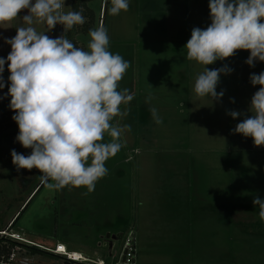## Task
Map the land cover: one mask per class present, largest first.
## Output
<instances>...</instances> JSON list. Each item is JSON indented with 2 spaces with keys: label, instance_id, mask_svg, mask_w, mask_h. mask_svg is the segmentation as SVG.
I'll use <instances>...</instances> for the list:
<instances>
[{
  "label": "rangeland",
  "instance_id": "obj_1",
  "mask_svg": "<svg viewBox=\"0 0 264 264\" xmlns=\"http://www.w3.org/2000/svg\"><path fill=\"white\" fill-rule=\"evenodd\" d=\"M104 2H92V29L103 24L109 50L130 62L119 90L127 88L134 98L121 105L128 114L113 121L130 126L122 135L124 147L106 161L108 174L95 191L85 195L84 187L54 190L44 184L32 195L41 184L40 171H17L11 156L13 149L25 156L32 150L16 140L18 124L6 129L0 145V228L19 211L9 232L47 246L62 242L100 264H264V221L253 203L256 196L264 200V146L234 132L253 115L251 99L261 86H253L250 76L264 72V62L251 67L245 63L250 51L239 50L208 65L209 70L228 65L233 71L221 74L216 89L224 92L221 100L201 98L194 85L205 66L186 60L185 45L193 28L210 25L209 0H129V10L119 15L109 14L108 0L105 17ZM65 6L72 11L71 0ZM27 14L22 10L19 15ZM21 25L22 19L0 25L5 60L11 45L4 38L15 37ZM88 33L78 39L85 51ZM45 34L57 38L64 26ZM2 75L6 86L0 97L6 98L0 99V119L1 104L10 96L8 63ZM233 110L241 115L234 119L228 114ZM110 140L105 135L104 141ZM23 251L19 259L27 264H66L62 258ZM88 263L94 264H73Z\"/></svg>",
  "mask_w": 264,
  "mask_h": 264
},
{
  "label": "clouds",
  "instance_id": "obj_2",
  "mask_svg": "<svg viewBox=\"0 0 264 264\" xmlns=\"http://www.w3.org/2000/svg\"><path fill=\"white\" fill-rule=\"evenodd\" d=\"M65 8V0H0V25L23 21L15 37L4 38L11 52L6 60L0 57V89L6 86L2 74L8 63L9 107L19 127L16 140L32 150L28 156L11 150L17 171L36 168L47 188L84 187L87 195L108 174L106 161L124 147L122 135L130 126L113 121L128 114L121 105L134 98L127 88L119 90L130 62L109 50L103 24L89 30V51L77 47L67 33L83 26L86 18L82 10ZM209 8L211 23L206 29L193 28L185 45L186 60L205 66L195 79V93L218 101L224 96L216 90L221 74L229 75L233 69L224 65L209 70L208 65L233 57L239 50L250 51L245 63L251 67L257 60L264 62V0H209ZM22 10L28 14L21 18ZM128 10L129 0H111L108 12L119 15ZM57 24L64 26V34L50 38L45 33ZM36 25L46 30L38 31ZM250 82L261 86L251 99L253 115L238 123L234 132L252 137L259 147L264 146V72L253 73ZM151 99L149 94L145 102ZM149 111L161 124L158 110L151 107ZM228 114L234 119L241 115L235 110ZM105 135L111 137L110 142L104 141ZM253 203L264 221V200L256 196Z\"/></svg>",
  "mask_w": 264,
  "mask_h": 264
},
{
  "label": "trees",
  "instance_id": "obj_3",
  "mask_svg": "<svg viewBox=\"0 0 264 264\" xmlns=\"http://www.w3.org/2000/svg\"><path fill=\"white\" fill-rule=\"evenodd\" d=\"M92 2H93V0H71V9L72 10H75V11H81L82 10V14L86 18V23L83 26L77 25L71 31H69L67 33V37L70 40H72V42L77 47H79L78 46V39L81 37L82 33L89 32V30L92 29V27L94 25L95 13H94L93 7H91L92 6ZM104 6H105V11H103V14H104V17H105V14H106L105 13L106 12V6H107V4L105 5V2H104ZM10 101H11V97L9 96L8 101L6 103H4V104L3 103L1 104L2 105L1 107H2L3 118L0 119V145L2 143V136H3L4 132H5V130L6 129H9V128H12V127H15L17 125V123L12 119V117H13V115H15V113L9 107ZM43 186H44V184L42 182L39 185V187H37V185H36L31 190L32 195L36 191L38 192L40 189H42ZM27 202L28 201H26L25 204ZM25 204L23 206H25ZM18 213H19V211H18ZM18 218L19 217H17L16 219H14L13 226L16 224ZM5 228H0V230L2 231ZM125 239L123 240V243L125 242ZM17 244H18L17 241H14V240L8 239V238H3V237L0 236V260L1 259L6 260L7 257L9 256V254L11 253L12 248H14ZM25 247L27 248V250L32 255L39 254V255H42V256H45V257H48V258H61V256L56 255V254L51 253V252H48V251H46L44 249H41V248H39L37 246L25 245ZM115 260H116L115 261V263H116L117 262V257H116Z\"/></svg>",
  "mask_w": 264,
  "mask_h": 264
},
{
  "label": "built area",
  "instance_id": "obj_4",
  "mask_svg": "<svg viewBox=\"0 0 264 264\" xmlns=\"http://www.w3.org/2000/svg\"><path fill=\"white\" fill-rule=\"evenodd\" d=\"M13 221L14 220L10 221V223L8 224V226L4 230H2V231L0 230V235H1V237H3V235L9 236L12 238V240L14 239V241L16 240L19 242L14 248H12L11 253L9 254V256L7 257L6 260H4V259L0 260V264H27V262L25 261L26 259H24V258L19 259V254H20L21 250H24L23 252H25L27 249L25 247V245L22 243H25L26 245L28 244L30 246H37V247L44 249L48 252L59 255L63 259L64 263H66V262H70V263L93 262L94 264H100V263H97L96 261H94L93 259H90L87 256H84L81 252L67 250V248L64 244L57 243L54 247L50 248V247L42 246V245H40L34 241H31V240L24 238L21 235V233L18 231L9 232L10 229L12 230ZM127 246L130 247V244H127ZM76 254H79V255L75 256ZM79 256L82 258H78ZM83 259H86V260H83Z\"/></svg>",
  "mask_w": 264,
  "mask_h": 264
},
{
  "label": "crops",
  "instance_id": "obj_5",
  "mask_svg": "<svg viewBox=\"0 0 264 264\" xmlns=\"http://www.w3.org/2000/svg\"><path fill=\"white\" fill-rule=\"evenodd\" d=\"M17 215H18V212L15 214V216L12 218V220H14L15 217H16ZM12 220H10V221H12ZM9 223H10V222H9ZM9 223H8V224H9ZM7 226H8V225H7ZM7 226H6V227H7ZM20 233H21V232H20ZM21 235H22V233H21ZM34 242H35V241H34ZM36 243H37V242H36ZM58 243L64 244V243H62V242H58ZM38 244H39V243H38ZM40 245H42V244H40ZM64 245H65V244H64ZM42 246H46V247H50V248H52L53 245H52V246L42 245ZM54 246H55V245H54ZM54 246H53V247H54ZM65 246H66V245H65ZM66 248H67V250H69L67 246H66ZM73 251H74V250H73ZM83 255H84V254H83ZM84 256H85V255H84Z\"/></svg>",
  "mask_w": 264,
  "mask_h": 264
},
{
  "label": "flooded vegetation",
  "instance_id": "obj_6",
  "mask_svg": "<svg viewBox=\"0 0 264 264\" xmlns=\"http://www.w3.org/2000/svg\"><path fill=\"white\" fill-rule=\"evenodd\" d=\"M123 261H126V258H127V254H128V251H127V249H125L124 251H123Z\"/></svg>",
  "mask_w": 264,
  "mask_h": 264
},
{
  "label": "bare ground",
  "instance_id": "obj_7",
  "mask_svg": "<svg viewBox=\"0 0 264 264\" xmlns=\"http://www.w3.org/2000/svg\"><path fill=\"white\" fill-rule=\"evenodd\" d=\"M77 255H79V254H76L75 256H77ZM78 258H82V257L79 256ZM83 260H86V259H83Z\"/></svg>",
  "mask_w": 264,
  "mask_h": 264
},
{
  "label": "water",
  "instance_id": "obj_8",
  "mask_svg": "<svg viewBox=\"0 0 264 264\" xmlns=\"http://www.w3.org/2000/svg\"><path fill=\"white\" fill-rule=\"evenodd\" d=\"M66 264H71L70 262H66Z\"/></svg>",
  "mask_w": 264,
  "mask_h": 264
}]
</instances>
